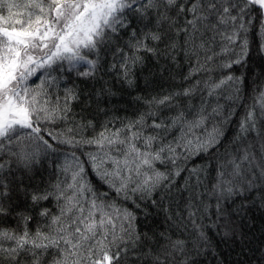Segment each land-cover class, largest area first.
<instances>
[{
	"label": "snow or ice",
	"instance_id": "snow-or-ice-1",
	"mask_svg": "<svg viewBox=\"0 0 264 264\" xmlns=\"http://www.w3.org/2000/svg\"><path fill=\"white\" fill-rule=\"evenodd\" d=\"M253 54L264 0H0V264H203L243 239L264 212Z\"/></svg>",
	"mask_w": 264,
	"mask_h": 264
},
{
	"label": "trees",
	"instance_id": "trees-1",
	"mask_svg": "<svg viewBox=\"0 0 264 264\" xmlns=\"http://www.w3.org/2000/svg\"><path fill=\"white\" fill-rule=\"evenodd\" d=\"M151 72L152 76L150 79H154L157 83L154 85L157 90L161 84L167 86V74L161 78L158 67L153 63H149L143 76H148ZM245 78L248 81V85L245 88L246 94H251L254 92L256 87L253 81H257L260 84H264V59H262L258 54H253L251 61L244 67L240 69ZM109 80V83H113L110 77H105ZM143 81V77H142ZM103 81L93 82L87 87L85 93V101L88 102L92 109L96 108L97 97L93 95L94 90L98 91L102 85ZM143 86V84H142ZM83 87V85L81 86ZM115 87H119L116 84ZM130 100L126 95L121 96L119 93L114 97H102L100 98V106L108 108H120L124 109L127 104L124 101ZM83 107V105H81ZM80 109L77 108V111ZM238 112L242 114V110L238 109ZM236 117L233 118L235 120ZM236 131V124L232 123L228 126V131L226 133L227 139H232L234 132ZM227 146V145H226ZM45 171L43 174L47 178L48 174L52 171V168L46 163ZM146 211L149 215L145 217L143 214L140 215L141 227L145 230L153 229L159 231L162 228L167 227L164 220V213L157 208H150ZM245 233V237L240 239L239 237L235 242L219 243L216 249V255L214 257L209 256L207 258H202L203 264H264V261L260 259L261 255L264 254V212L253 210L248 214V219L245 222V227L241 230ZM187 235V233H185ZM213 235H215L213 233ZM219 241V237H216Z\"/></svg>",
	"mask_w": 264,
	"mask_h": 264
}]
</instances>
